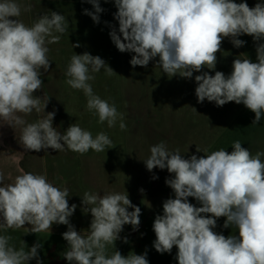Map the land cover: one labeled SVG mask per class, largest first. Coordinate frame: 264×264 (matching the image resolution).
I'll return each instance as SVG.
<instances>
[{
	"label": "clouds",
	"instance_id": "9594fccd",
	"mask_svg": "<svg viewBox=\"0 0 264 264\" xmlns=\"http://www.w3.org/2000/svg\"><path fill=\"white\" fill-rule=\"evenodd\" d=\"M82 2L94 9H84L83 14L99 23L104 11L99 0ZM114 4L119 28L117 32L112 27L109 35L121 53H134L129 61L133 68L147 67L158 57L156 66L169 78L178 74L191 79L193 73H201L194 77L198 103L243 104L255 114L251 125L264 118V3L249 7L235 0H114ZM32 7L18 0H0V126L19 129L18 142L26 152L51 148L84 155L116 147L106 132L94 137L78 122L63 132L53 126L56 110L45 111L50 97L34 93L44 85L41 69L48 72L51 66L48 45L59 43L69 21L50 10L29 26L18 18ZM243 35L255 43L256 62L241 53L233 60L230 74L215 70L223 41L227 38L240 48L246 44L238 38ZM102 69L107 76L117 74L98 55L73 54L64 72L65 82L83 92L86 111L98 116V123L114 128L119 121L120 130L125 131L124 113L96 94L90 83ZM33 113L37 119L29 122L26 117ZM231 147L230 153L220 148L189 158L178 148L169 150L163 141L150 147V155L143 160L147 170L166 169L171 176L165 184L174 193V198L163 202V212L152 225L158 253L171 254L175 247L178 264H264V150L253 154L240 140ZM5 179L0 171V232L24 228L26 234H39L50 232L53 224L66 225L63 258L69 264H149L147 251L125 256L115 248L125 225L137 231L141 223V208L127 192L85 191L81 211L91 214V222L88 229L78 232L70 222L77 204L69 205V189L50 182L46 169L42 174L21 170L14 179L8 173L11 182ZM221 217L225 218L222 227L235 229L233 234L215 231ZM12 240L11 235L0 234V264H29L33 259L43 264L38 251L41 242L28 248L22 241L17 249ZM124 242H128L126 237Z\"/></svg>",
	"mask_w": 264,
	"mask_h": 264
},
{
	"label": "crops",
	"instance_id": "0c3cea01",
	"mask_svg": "<svg viewBox=\"0 0 264 264\" xmlns=\"http://www.w3.org/2000/svg\"><path fill=\"white\" fill-rule=\"evenodd\" d=\"M18 2L31 3L33 6L31 12H22L18 18L29 26L38 16L45 13L50 14V10L63 14L69 21L68 31L61 35L59 43L48 45L51 66L48 72H43L41 69L43 73L41 79L44 85H65L67 77L64 72L71 56L84 52L100 56L115 72L119 71L120 78H122L121 74H129L130 60L128 55V59L125 57V54L130 52L121 53L109 35L112 27H115L117 32L119 28L118 21L114 19V13L117 11L114 0H108V2L99 0L101 8L104 9L99 14V23H95L90 16L83 14L84 9L89 11H94V9L91 4L82 2V0H18ZM235 2H247L251 5V0H235ZM77 43L80 47L73 48L72 44ZM233 60L225 59L226 62L216 65L215 70L222 71L223 69L225 75H228L225 70L231 73ZM203 71H209L214 75V71L206 68ZM198 74L201 73H193L191 79H178L176 76L169 78L161 68L158 69L159 82L150 81V84L155 86L143 88L142 93L140 92L143 97L139 98L142 103L133 110H129V105L126 108L122 107L120 93H102L105 87L103 84L106 87L109 84H115L116 87L122 85L123 89L125 86L122 83L123 78L113 77L114 80L109 83L107 79L109 77L110 80L111 76H107L103 69L95 74L96 79L90 83L94 86L101 84L100 97L108 100L109 103L114 102L118 111L124 113L125 116L124 122L127 125L125 131L120 130L119 121L114 128H107V132L110 133L109 137L116 147L106 148L104 152L99 153L89 150L84 155L68 150L63 152H57L51 148L44 150L50 157L61 154L66 160H73L76 163L77 168L71 188H75L73 192L79 199L78 206L83 222H88L90 226L91 214L81 211V197L85 191L100 194L105 192L126 194L127 192L132 203L141 208V223L137 231H133L131 225H125L120 233L121 238L118 240L125 243L124 238L126 237L130 243L141 242L147 236L148 223L163 212V202L174 194L172 189L165 184V179L171 176L166 169L156 168L151 172L147 170L143 160L150 155V147L163 141L169 150L174 151L178 148L185 158H189L192 154L203 156V152L211 153L224 137L226 129L235 124L239 117L248 111L243 104L238 105L235 102H231L233 104L231 110L227 106L225 108L224 105L220 107V111L211 106L212 104L207 100L198 103L195 95L197 85L194 79V76ZM113 75L117 76V74ZM128 78L127 76L124 79ZM98 81L100 83H97ZM148 83L145 80L142 86H147ZM110 94L112 98L109 100ZM224 114L230 116L221 120L220 132H216L217 134L213 136L208 135L211 132L210 129L216 127L217 119ZM36 115L35 113L34 116ZM26 119L30 122L29 117ZM72 120L71 124L78 122L79 119L72 117ZM69 125L63 124L56 128L63 132ZM202 125L206 127V130H202ZM85 129L89 130L94 137L101 132L95 126L85 127ZM19 135V129H13L8 125L0 126V171L5 173V183L11 182L7 179L8 173H11L14 179L16 175L21 174V170L31 172L29 162L37 155L35 151H25L18 142ZM197 149L201 152H197ZM153 176L158 178L153 179ZM129 211L132 209L130 208ZM217 225L215 231L221 233L222 228L219 221ZM152 237L155 240L153 229ZM149 250V254L156 256L152 257L156 262L165 261L167 264H178L174 259L177 251L175 247L171 254H157L153 248Z\"/></svg>",
	"mask_w": 264,
	"mask_h": 264
},
{
	"label": "rangeland",
	"instance_id": "374dc122",
	"mask_svg": "<svg viewBox=\"0 0 264 264\" xmlns=\"http://www.w3.org/2000/svg\"><path fill=\"white\" fill-rule=\"evenodd\" d=\"M257 2L264 3V0H251V5H249V7H254ZM238 38L245 40L246 44L243 47L236 48L233 46L230 40L226 38L222 43V51L217 53V65L225 63V59H235V57L241 53H247L248 57L253 62H256V48L252 37L243 35ZM127 55L129 57V60H131L134 53L125 54V57H127ZM158 59L159 58L157 57L156 60L150 61L147 67L136 66L135 68H133V66L130 65L129 74H121V77L123 78L122 83L125 84V86H123L125 92L122 89V85L120 87H116L115 84H109L106 87V85L103 84V86L105 87L103 88L102 93H120V95H122V97L120 98L122 107L126 108L127 105H129V110L138 108V106L142 103V100H139V98L143 97L140 94V92L142 93L143 88H153L155 85L152 83L159 82L160 77L158 76V69H160V67L156 66ZM225 72L226 74H230V71L225 70ZM127 76L129 78L124 79ZM113 77L115 79H122L119 76V71L117 73V76L111 75L110 80L109 77L108 79H106L109 83H112V81L114 80L112 79ZM176 77L178 79H181L178 74L176 75ZM145 80H147V82L149 83L147 84V86H142ZM104 81L106 82V80ZM150 81L152 82L151 84ZM97 83L100 82L98 81ZM100 85L101 84H96L95 86L92 85L93 91L99 96L101 88ZM122 92L124 93L122 94ZM44 93L48 97H50L49 103L45 111L51 112L54 109L56 110V115L53 120V126L57 127L59 125L63 126V124H71L73 121L72 117L73 119L77 117L79 119L78 123L82 128L85 129V127L89 128L90 126H95L97 130L104 131L108 135L110 134L107 132L108 126L106 122L104 124L98 123V116H95L92 113L86 111L87 101L82 91L72 89L66 84L43 85L42 89L34 94L37 96H43ZM111 98L112 97L110 94L108 99L110 100ZM209 103L212 104L211 106H213L214 108L219 109V111L221 110L220 107H217L215 105V102ZM226 106L229 108V110H231L233 104L229 102L225 104V108ZM34 114L35 113L28 116L30 122H33L35 119H37V115L34 116ZM228 114H224L217 119V121L215 122L216 127L210 129L211 132L208 135L213 136L214 134H217L216 132H220L222 128L221 120H225V117L230 116ZM254 117L255 114L252 111L248 110L241 117H239L235 124L229 127L227 126L228 128L226 127L227 129L225 131L224 137L221 138L220 143L216 146L213 151L219 150L220 148H224L230 153L233 150L231 146L236 140H240L242 143V147L249 148L253 154H255V152L258 150H264V118L261 119L258 125H251ZM202 130H206V127L204 125H202ZM53 157L48 156V153H45L43 149L37 152V155L31 159V162H29L31 166V172L42 174L46 169L47 176L50 182L61 188H63L65 185L68 186L67 188L69 189L70 195V197L68 198L69 205L71 206V204L75 203L78 206L79 199L76 198V195L73 192L75 191V188H71L74 183V176L77 168L76 163L73 160V162L70 160H66L65 157L61 154H58V156ZM171 197L174 198V194ZM189 201L195 205L198 204L194 198L189 197ZM81 216L82 215L80 212V208L78 206L73 216L70 217V222L75 226L78 232L89 228L88 222H83ZM224 219V217H221L218 220L219 225L222 228L221 232L225 236L233 234V232L236 231L235 229H224L222 227ZM152 222H154V220L148 223L146 230L147 236L143 238L141 242L122 243L121 241L117 240L115 242V248L119 250L122 255L125 256H127L129 252H134L135 254H142L147 251V259L149 260V264H167V262L165 261H154L152 257L156 256H152L151 254H149V249L153 248V250H155V248L153 247L154 239L152 237L151 229L153 224ZM24 227L30 228L31 225L26 224ZM66 230V225L53 224L50 232H42L39 234H26L25 229L20 228L15 230L9 229L7 233L0 232V234L11 235L13 237L11 243L14 244L17 249L21 246L22 241L26 243L28 248H30L33 244L37 243L38 241L41 242L43 244V247L38 251L43 264H69V262L63 258V252L67 248V242L63 239L62 233ZM113 250L114 249L110 247L109 253H111ZM157 254L159 253L157 252ZM29 264H36L35 259L30 261Z\"/></svg>",
	"mask_w": 264,
	"mask_h": 264
}]
</instances>
